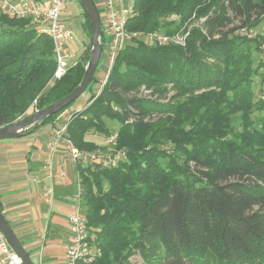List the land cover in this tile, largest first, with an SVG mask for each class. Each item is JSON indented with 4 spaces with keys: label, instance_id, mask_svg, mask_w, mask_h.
<instances>
[{
    "label": "trees",
    "instance_id": "1",
    "mask_svg": "<svg viewBox=\"0 0 264 264\" xmlns=\"http://www.w3.org/2000/svg\"><path fill=\"white\" fill-rule=\"evenodd\" d=\"M135 8L128 30L188 34L185 45L127 42L101 90L95 72L85 107L68 118V136L85 150L100 145L90 132L114 133L103 118L119 120L127 153L116 167L75 166L101 249L75 264H134L136 252L146 264H264V98L253 88L264 81V33H252L264 0H135ZM104 38L102 30L103 51ZM90 53L89 45L53 78L52 38L0 11V127L72 92Z\"/></svg>",
    "mask_w": 264,
    "mask_h": 264
},
{
    "label": "built area",
    "instance_id": "2",
    "mask_svg": "<svg viewBox=\"0 0 264 264\" xmlns=\"http://www.w3.org/2000/svg\"><path fill=\"white\" fill-rule=\"evenodd\" d=\"M101 12L102 30L105 34L104 55L108 69L105 78L96 88L98 93L107 81L110 69L119 51L133 38H143L148 41L163 44L170 41L185 45L186 33L169 35L161 30L131 31L127 25L136 13L135 0H96ZM67 0H0V11L15 17H28L40 32L49 35L54 43L56 70L53 78H61L78 61L71 42L77 32L74 15L66 7ZM34 100L33 105H35ZM71 115V114H70ZM69 115V117H70ZM68 117V118H69ZM68 118L58 121L51 128V136L46 142L45 162L43 168L48 178L45 199L53 205L55 199V182L68 176L65 162L74 166L97 163L101 167H116L127 153L119 146L118 133L100 136L89 133L88 137L95 140L101 138L99 147L92 150L79 149L68 136ZM62 147L63 155L60 167H56L58 152ZM39 182L38 177L33 178ZM76 186L72 193V210L68 215L71 239L67 248L64 264H75L78 261L93 262L101 255L100 247L95 243L94 232L88 224L83 204V186L77 172ZM0 264H23L15 249L9 244L0 229Z\"/></svg>",
    "mask_w": 264,
    "mask_h": 264
},
{
    "label": "crops",
    "instance_id": "3",
    "mask_svg": "<svg viewBox=\"0 0 264 264\" xmlns=\"http://www.w3.org/2000/svg\"><path fill=\"white\" fill-rule=\"evenodd\" d=\"M51 128V124L44 125L31 134L18 138L0 139L2 211L36 264H64L71 239L70 231H67L63 246L64 258L63 261H59L55 257L54 249L55 238L61 236L58 227L60 225L58 209L61 207V202L68 204L70 210L72 209V203L65 197L75 189L77 172L73 164L64 163L67 172L72 171L68 173L71 176V182L66 180L68 176L55 182L54 203L49 205L45 199V190L49 181L43 163ZM62 155L61 147L56 160L57 168L60 167ZM34 177L41 180L34 181ZM68 214L66 221L69 227ZM42 249L46 253L44 256H42Z\"/></svg>",
    "mask_w": 264,
    "mask_h": 264
},
{
    "label": "water",
    "instance_id": "4",
    "mask_svg": "<svg viewBox=\"0 0 264 264\" xmlns=\"http://www.w3.org/2000/svg\"><path fill=\"white\" fill-rule=\"evenodd\" d=\"M80 2L85 7L86 12L89 14L93 29L92 41L90 45L91 53L86 64L83 79L81 80L80 84L66 96L58 99L57 101L47 105L42 109L36 108L32 114L24 119H20L13 124L1 126L0 139L18 138L35 132L37 127L45 118L58 113L59 111L63 110V108L68 107L87 91L103 55L102 21L94 0H80ZM6 219L7 218L0 208V229L5 235L9 244L13 249H15L23 264H36L33 257L30 255L25 245L15 233L9 221Z\"/></svg>",
    "mask_w": 264,
    "mask_h": 264
},
{
    "label": "rangeland",
    "instance_id": "5",
    "mask_svg": "<svg viewBox=\"0 0 264 264\" xmlns=\"http://www.w3.org/2000/svg\"><path fill=\"white\" fill-rule=\"evenodd\" d=\"M66 5H67V9H69L71 11L72 15H74V23L78 29V31L75 33V36L71 42V47L73 48L74 53L79 56L83 50H85L89 45H91L92 37H90L89 34L85 33V31H83V29L81 27V23H82L84 17H83V13H82L83 8H82L80 2L78 0H67ZM203 20H204V18H201L199 20H195L194 24L197 23V25H198V24L202 23ZM237 23L238 22L236 21V24ZM252 33H253V35H255L256 33H264V22H262L256 28H254L252 30ZM105 57L106 56L103 53L102 58H101V63L98 65V68L96 70V74L98 75L100 81L105 78V75H106V72L108 69V65L106 62L107 60L105 59ZM262 71H264V68L262 69ZM96 88H97L96 85H94L93 90L96 91ZM253 88H254V91L256 92V97L264 98V81H262L260 77L257 78V81L253 85ZM142 94L148 95L149 92H148V90H143ZM172 94H173V92H170L168 94V97L166 99H162V101L168 100ZM89 97H90V92H88V91L85 92L83 95H81L78 98V100H76V102H74L69 108H67V110L63 114H61L59 116V120L64 121V119L68 118L70 114H73V112L75 113L76 111H80L81 109H83L85 107L84 105L88 101ZM24 116L25 115L21 116L20 118H23ZM103 119H104L106 126H108L112 131L116 132L119 129V126H120L119 120L111 119L108 117H105ZM93 133H95V132H93ZM97 134L100 136H104L103 134H100V133H97ZM89 138H91V137H89ZM39 140L41 141L40 138H39ZM95 141H97L98 143L99 142L101 143V138L96 137ZM122 149H124V148H122ZM124 150L126 151V149H124ZM71 172H72L71 170L68 171V173H71ZM66 180L71 182V176L68 175V178ZM72 192H71V194H72ZM71 194H68V196H66L65 199L69 200L72 203L73 198H72ZM71 210H70V207L68 206V204H64L63 202H61V207L58 209V214H59V219H60V225L58 227H59V234H61V236L59 238H55L54 249H55V257H57V259L59 261H63V258H64V255H63V246L65 243L64 239H65L67 231L70 230V228L68 227L67 221H66V215L68 214V212L70 213ZM68 228H69V230H68ZM70 235H71V231H70ZM49 242H51V240H49ZM45 254L46 253L44 252V249H42V256H44ZM130 259L134 264H146L144 258L142 257V255L139 252L134 253Z\"/></svg>",
    "mask_w": 264,
    "mask_h": 264
}]
</instances>
